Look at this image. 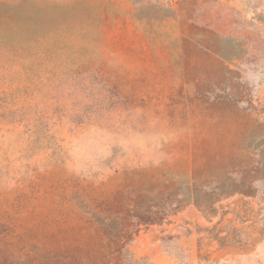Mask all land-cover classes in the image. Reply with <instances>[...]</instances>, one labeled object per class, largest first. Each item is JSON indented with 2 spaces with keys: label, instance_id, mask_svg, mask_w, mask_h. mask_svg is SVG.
Returning <instances> with one entry per match:
<instances>
[{
  "label": "rangeland",
  "instance_id": "obj_1",
  "mask_svg": "<svg viewBox=\"0 0 264 264\" xmlns=\"http://www.w3.org/2000/svg\"><path fill=\"white\" fill-rule=\"evenodd\" d=\"M135 5L163 69L103 0H0V264H264V0Z\"/></svg>",
  "mask_w": 264,
  "mask_h": 264
},
{
  "label": "crops",
  "instance_id": "obj_2",
  "mask_svg": "<svg viewBox=\"0 0 264 264\" xmlns=\"http://www.w3.org/2000/svg\"><path fill=\"white\" fill-rule=\"evenodd\" d=\"M103 1H105L109 6L107 8L108 12H106V25H104V27L109 26L114 30V32L125 34L127 36L126 43L128 45H131L132 41H135V39L140 40L141 42L135 48L134 53L137 56H144L147 54L153 60V66L155 68H165L166 63L162 61L161 56L162 54L167 53L168 44L160 41L154 42L151 40L149 33L140 25L141 21L136 17L137 8L135 0ZM143 48H146V51H143ZM176 80H178V78L170 79L172 83L178 86L179 83H177ZM148 81H143V83L151 84Z\"/></svg>",
  "mask_w": 264,
  "mask_h": 264
}]
</instances>
